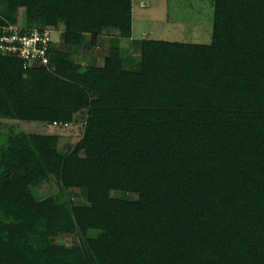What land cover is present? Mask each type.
Instances as JSON below:
<instances>
[{"label":"trees","instance_id":"1","mask_svg":"<svg viewBox=\"0 0 264 264\" xmlns=\"http://www.w3.org/2000/svg\"><path fill=\"white\" fill-rule=\"evenodd\" d=\"M211 1L209 45L136 40L134 56V0H0V26L22 10L64 30L50 69L0 56V120L86 115L73 146H0V264H264V0ZM113 32L103 66L75 61ZM54 180L64 199L40 198Z\"/></svg>","mask_w":264,"mask_h":264},{"label":"rangeland","instance_id":"2","mask_svg":"<svg viewBox=\"0 0 264 264\" xmlns=\"http://www.w3.org/2000/svg\"><path fill=\"white\" fill-rule=\"evenodd\" d=\"M213 3L211 0H134L133 39L122 44L134 56L140 55L133 41L152 39L168 42L209 45L213 35ZM17 26L37 27V23L26 19L22 10L19 12ZM64 30L54 33L56 43L62 39ZM117 33L102 36L97 46L71 48V53L78 64L93 63L103 66L109 55L112 40ZM85 113L77 115L69 125H46L20 122L18 120H0V146L6 144L9 135L24 132L26 134H57L61 147L77 144L83 136ZM40 198L62 196L56 180L44 182L35 189ZM129 200H136V195H128ZM78 202V198H73ZM60 242L73 245L78 242L75 234L61 235Z\"/></svg>","mask_w":264,"mask_h":264},{"label":"built area","instance_id":"3","mask_svg":"<svg viewBox=\"0 0 264 264\" xmlns=\"http://www.w3.org/2000/svg\"><path fill=\"white\" fill-rule=\"evenodd\" d=\"M54 33L41 27H21L16 24L0 26V56L13 57L24 69L51 68L50 47L55 44ZM54 125H58L54 123ZM68 124H66L67 126Z\"/></svg>","mask_w":264,"mask_h":264}]
</instances>
